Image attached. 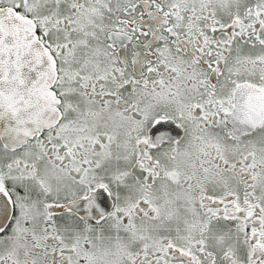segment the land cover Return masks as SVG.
Instances as JSON below:
<instances>
[{
    "label": "snow or ice",
    "instance_id": "snow-or-ice-1",
    "mask_svg": "<svg viewBox=\"0 0 264 264\" xmlns=\"http://www.w3.org/2000/svg\"><path fill=\"white\" fill-rule=\"evenodd\" d=\"M0 264H264V0H0Z\"/></svg>",
    "mask_w": 264,
    "mask_h": 264
}]
</instances>
